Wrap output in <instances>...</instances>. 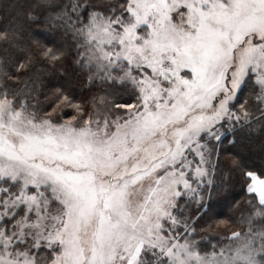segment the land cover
I'll return each instance as SVG.
<instances>
[{
  "label": "snow or ice",
  "instance_id": "obj_1",
  "mask_svg": "<svg viewBox=\"0 0 264 264\" xmlns=\"http://www.w3.org/2000/svg\"><path fill=\"white\" fill-rule=\"evenodd\" d=\"M0 11V264H264V0ZM67 64L80 97L44 83ZM238 128L259 168L224 147ZM233 179L239 215L202 226Z\"/></svg>",
  "mask_w": 264,
  "mask_h": 264
},
{
  "label": "trees",
  "instance_id": "obj_2",
  "mask_svg": "<svg viewBox=\"0 0 264 264\" xmlns=\"http://www.w3.org/2000/svg\"><path fill=\"white\" fill-rule=\"evenodd\" d=\"M8 2L9 0H0V8H3ZM21 2L23 3L24 0H21ZM9 14L10 13L0 11V27H3L8 22ZM20 23L25 25L26 31L42 32L45 35L48 33L46 26H37L34 24L29 26L28 22L22 17L20 18ZM66 67L67 75H64L62 71H57L54 74L46 73L44 83L54 87L64 85L77 97L84 95L88 87L86 80L82 81L78 74L74 73L73 67L70 64H67ZM247 94V90H245L242 95L246 97ZM39 99L41 102L46 103L43 96H40ZM224 147L232 152L240 153L254 167L259 168L262 163L259 157V148L257 145L250 142L246 130L238 128L234 132L225 133ZM244 195V190L240 184L236 183L235 179H233L232 186L228 188L226 192L220 195L214 194L212 199L208 201L210 211L208 215L204 216L201 220V225L204 226L206 223L211 222L209 216L212 217L213 220H222L225 222L234 220L239 215V213L233 211L234 202L242 200ZM227 228V224H221L217 233H213L209 238L213 239V242H216L222 235L227 234Z\"/></svg>",
  "mask_w": 264,
  "mask_h": 264
}]
</instances>
